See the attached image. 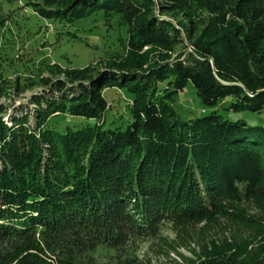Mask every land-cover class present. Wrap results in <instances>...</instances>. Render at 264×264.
<instances>
[{"label": "trees", "instance_id": "obj_1", "mask_svg": "<svg viewBox=\"0 0 264 264\" xmlns=\"http://www.w3.org/2000/svg\"><path fill=\"white\" fill-rule=\"evenodd\" d=\"M4 1L0 43L19 24L5 10L16 1L34 13L27 30L55 24L59 47L84 44L78 26L98 18L124 32L103 69L56 66L65 80H42L34 110L0 108V248L13 247L0 264H100L98 250L162 241L167 223L219 218L248 237L212 240L186 264H264V126L217 111L185 121L174 108L191 81L205 106L231 97L233 112L264 109V0ZM110 88L132 95L124 130L57 129L59 117L102 120Z\"/></svg>", "mask_w": 264, "mask_h": 264}, {"label": "rangeland", "instance_id": "obj_2", "mask_svg": "<svg viewBox=\"0 0 264 264\" xmlns=\"http://www.w3.org/2000/svg\"><path fill=\"white\" fill-rule=\"evenodd\" d=\"M34 1L43 2V0ZM5 10H10L19 23H11L10 31L5 32L0 43V108L12 115L35 109L33 96L42 95L48 90V87L42 84V80H65V75L58 72L56 66L65 70L84 68L93 64L96 69H103L104 65H100L99 61L110 57L119 49L118 32H124L116 23L115 30L107 31L108 27L98 18L97 21L78 26L81 30L80 36L85 38L84 44L59 47L56 43L51 44L54 41L52 35L55 30L54 23L45 21L40 30L38 26L27 30L24 27L26 23L35 25V19L32 18L34 13L29 7L16 1L10 6L7 5ZM39 23L43 25L42 22ZM180 50L178 48L176 54ZM42 62L46 65L39 69L41 64H45ZM24 79H28L25 82L26 86L22 84ZM30 81L34 84H29ZM161 87H167V82L162 83ZM104 96L110 108L102 120L59 117L55 119L58 123L57 129L62 131L67 126L77 129L87 125L103 124L105 129L124 130L132 121L130 108L132 95L126 89L110 88L105 91ZM233 101V98L227 97L214 107L205 106L198 97L194 84L189 81L184 90L176 96L174 108L185 121L217 111L231 121L242 120L250 126H264V109L261 112H233L229 109ZM9 119L5 117L6 122ZM247 207L252 213L257 214L256 207L252 203L247 204ZM219 219L218 224L192 223L185 230L167 223L162 227L161 236L164 237L162 241L158 238L146 237L135 240L132 245L121 251L98 250L95 257L100 264H117L125 257L136 258L146 264H186L187 259H194L202 250V246L212 240H223L225 237L231 238L232 235L240 238L248 237V232H244L243 228L239 229L237 226H231L227 220ZM12 250V246H1L0 255L4 256Z\"/></svg>", "mask_w": 264, "mask_h": 264}]
</instances>
